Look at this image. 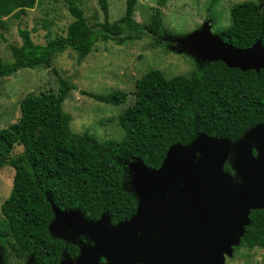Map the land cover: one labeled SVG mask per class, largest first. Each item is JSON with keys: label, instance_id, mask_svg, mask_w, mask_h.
Segmentation results:
<instances>
[{"label": "trees", "instance_id": "1", "mask_svg": "<svg viewBox=\"0 0 264 264\" xmlns=\"http://www.w3.org/2000/svg\"><path fill=\"white\" fill-rule=\"evenodd\" d=\"M157 0L147 29L165 35ZM36 0H0V20L31 9ZM103 22L91 26L76 0H68L74 20L64 36L44 44L33 42L27 29L19 28L20 46L9 45L12 61L0 58V77L21 68L44 66L57 77V91L27 94L19 103L17 121L0 129V167L14 170L9 196L1 203L7 229L0 237H11L10 253L32 255L36 264H58L66 247L51 237L48 226L54 218L50 199L60 209H79L85 219L97 220L105 213L112 223L128 219L137 207L129 191L128 161L142 159L160 167L168 148L188 143L198 133L239 139L250 127L264 121V70L241 71L216 61L189 75L169 78L150 69L135 80L134 102L118 115L124 131L121 139H95L87 132H74L71 117L62 108L74 85L58 74L53 56L67 48L86 57L98 41L139 39L142 25L134 18L137 0H125V12L108 19L107 0H98ZM218 35L236 48L246 49L259 38L264 46V11L260 4L245 1L230 9V24ZM99 102L120 105L126 94L108 95L83 91ZM22 148L14 153L16 146ZM230 171L226 164L224 167ZM240 246L264 249V209L252 210ZM71 251H76L70 245ZM6 264V259H4Z\"/></svg>", "mask_w": 264, "mask_h": 264}, {"label": "water", "instance_id": "2", "mask_svg": "<svg viewBox=\"0 0 264 264\" xmlns=\"http://www.w3.org/2000/svg\"><path fill=\"white\" fill-rule=\"evenodd\" d=\"M172 42L178 53L202 63L264 70L260 38L236 48L211 32L210 21ZM135 160L127 166L137 207L128 219L112 223L103 213L88 220L79 209H60L48 199L50 235L73 241L80 251L76 260L58 264H224V253L240 245L250 212L264 209V121L234 141L200 132L171 145L158 168ZM81 236L90 243L78 241Z\"/></svg>", "mask_w": 264, "mask_h": 264}, {"label": "rangeland", "instance_id": "3", "mask_svg": "<svg viewBox=\"0 0 264 264\" xmlns=\"http://www.w3.org/2000/svg\"><path fill=\"white\" fill-rule=\"evenodd\" d=\"M245 1L260 4L264 11V0H168L161 7L167 33L159 36L146 26L157 6V0H137L134 18L142 25L139 39L98 41L81 60L70 48L56 53L52 59L53 67L61 77L74 85L62 104L63 110L71 117L70 128L77 133L87 132L98 140L121 139L124 131L119 125L118 115L134 102L135 80L150 69H158L169 78L189 75L192 70L208 64L196 61L186 53H178L179 47L172 42L173 39L201 30L206 21H210L211 32L218 34L230 24L231 7ZM76 2L89 25L103 22L98 0ZM107 4L111 22L123 16L125 0H107ZM73 20L68 0H36L33 8L0 20V58L6 62L12 61L9 45L20 46L19 28L27 29L34 43L44 44L58 35L64 36ZM56 78L51 69L44 66L21 68L9 76L0 77V129L18 120L19 103L27 94L56 92ZM83 91L103 95L121 91L126 94V101L120 105L107 104L84 95ZM21 150L17 145L14 153H20ZM132 161L136 160L132 159L127 164ZM130 173L129 191L135 196L134 187L130 184L134 173L131 170ZM13 175L11 167H0V206L10 194ZM5 229L7 220L0 208V230ZM51 237L57 239L53 233ZM11 240V237H0V264H5L4 259L6 264H36L32 255L24 257L10 253L8 243ZM62 241L66 247L60 261L66 258L76 260L80 253L79 247L75 246L76 251H71V242ZM223 256L224 264H264V249L258 247L249 249L240 245L232 246L231 255L224 253Z\"/></svg>", "mask_w": 264, "mask_h": 264}, {"label": "flooded vegetation", "instance_id": "4", "mask_svg": "<svg viewBox=\"0 0 264 264\" xmlns=\"http://www.w3.org/2000/svg\"><path fill=\"white\" fill-rule=\"evenodd\" d=\"M226 164L229 166V168H230V171L229 172H232V169H231V166H230V164H229V162H226ZM226 164H225V166H226ZM226 170V169H225ZM228 171V170H227ZM59 240H63V239H59ZM78 241L79 240H82V241H84V242H86V243H90V241H89V239H86V238H84L83 236H81V238H79V239H77ZM64 241H67V242H71L70 243V245H74V246H76L77 247V245L75 244V243H73V241H71V240H64ZM62 253H63V251H61V255H62Z\"/></svg>", "mask_w": 264, "mask_h": 264}]
</instances>
